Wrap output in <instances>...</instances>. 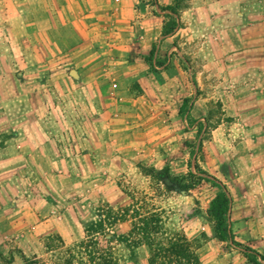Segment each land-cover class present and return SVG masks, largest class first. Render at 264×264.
Returning <instances> with one entry per match:
<instances>
[{"label": "rangeland", "instance_id": "374dc122", "mask_svg": "<svg viewBox=\"0 0 264 264\" xmlns=\"http://www.w3.org/2000/svg\"><path fill=\"white\" fill-rule=\"evenodd\" d=\"M135 1L132 13L115 19L110 35L114 43L132 37L141 42L144 31L156 37L157 27L175 18L178 24L170 34L190 25L193 29L196 24L207 43H189L185 35V39L180 37L181 44L176 37L160 53L162 40L155 63L159 66L168 62L167 67L179 66L181 70L220 67L218 61L211 62L219 52L216 48L221 47L219 24L225 16L220 17V12L227 10L220 0H181L188 6H180L178 14L163 10L167 5L162 2L166 0ZM7 2L13 0L4 4L0 0L5 37L10 38L14 31L24 36L27 29L22 28V34L15 29L13 12L3 14L1 9ZM259 4L264 7V0H246V18L256 13ZM27 13L22 11L21 18H26ZM202 26L214 27L204 32ZM23 43L24 40L21 46ZM4 47L10 51L12 45L6 42ZM20 66H16L14 77L0 76V177L10 180L5 181L4 195L0 193L4 199V204L0 203V264H27L26 259L34 264H251L248 255L261 259L259 238L248 235L244 241L243 236H238L233 211L228 212L230 233L225 240L218 237L209 212L219 191L230 194L228 185L233 181L227 185L224 175L230 172V179H235L230 168L238 162L239 147L252 146L249 135H234L239 127L237 118L244 109L224 110L218 94L209 101L203 135H188L189 128L181 119L174 123L169 117L164 125L165 134L169 135H53L57 140L50 147L46 146L48 140L43 133V107L50 98V90L45 89L55 80L48 76L51 70L41 76L37 72L36 76L26 74ZM154 70L160 72L162 68ZM70 73L73 79L79 78L76 69H70ZM210 78L209 84L218 81V77ZM11 79L16 81L14 87L9 85ZM182 79L186 81L185 76ZM138 86L141 88L139 83ZM164 95L173 99L167 91ZM56 97L61 99L58 90ZM179 97L182 99L183 94ZM188 110L191 107L178 115L190 119ZM29 113L36 120V130L29 123ZM58 113L62 115L60 110ZM245 117L253 124V113ZM221 123L228 126L232 135L213 134ZM27 131L42 135L34 141L38 147H54L58 153L62 144L66 150L63 156L59 153L53 158H59L58 163L48 168L46 163L50 160L38 152L35 171V164L30 166L31 171L28 165H17L18 157L12 150L17 140L13 138L29 135ZM90 143L94 146L83 152ZM67 148L71 152L74 148L70 156H66ZM93 148V156L86 155ZM70 157L71 164H65L63 159ZM190 171L202 179L189 191L180 190L171 177Z\"/></svg>", "mask_w": 264, "mask_h": 264}, {"label": "crops", "instance_id": "0c3cea01", "mask_svg": "<svg viewBox=\"0 0 264 264\" xmlns=\"http://www.w3.org/2000/svg\"><path fill=\"white\" fill-rule=\"evenodd\" d=\"M220 1L227 10L220 12V17L225 16L219 24L221 47L216 48L219 52L211 60L214 64L218 61L220 67L204 65L202 70L196 67H192L193 70L191 67L181 70L174 65L167 67L168 62L159 63V67L155 63L157 48L161 46L162 40L160 53L176 37L181 44L180 37L185 39V35L189 43L195 40L207 43L202 38L204 34L198 32L200 30L196 24L193 29L190 25L180 28L175 34L164 35L162 22L157 27L156 37H150L149 31H144L145 36L141 42L135 37L117 43L112 41L110 35L114 30L115 19L132 13L135 0L7 2L1 9L3 14L12 11L15 29L20 33L22 28L27 30L24 36L14 31L13 36L5 37V18L0 19V76L14 77L16 66L22 64L24 67L20 68H24L25 73L30 75L37 76L38 72L41 76L42 73H49L47 69L51 70L48 76L55 81L45 89L51 93L48 91L50 98L44 102L43 107V133L48 140L46 146L50 147L54 146L52 143L56 139L52 138L53 135H169L164 131L169 117L174 123H179L181 119L189 128L186 132L188 135H203L209 101L218 94L224 110L226 108L230 112L229 108L244 109L237 118L236 125L239 127L234 130V135H249L247 138L252 146L244 144L243 149L239 147L241 151L236 155L238 162L230 168L236 175L235 179H230V172L223 177L228 180L227 185L233 181L228 185L229 211H233L234 228L238 236H243L244 241L248 235L259 238V250L264 255V12L261 13L264 7L259 4L256 13L246 18V0ZM5 2L3 0L2 4ZM173 2L166 0L162 4ZM22 11L28 12L24 19L21 18ZM211 27L214 26L200 28L206 32ZM22 40L24 43L21 46ZM6 42L12 45L10 51L4 47ZM152 52V60H149ZM60 62H63L62 66ZM155 67L162 68V71H155ZM70 69L78 71V79L72 78ZM182 76H185L186 81ZM210 77H218V81L209 84ZM9 85L14 87L15 79H11ZM55 88L61 99L56 97ZM164 91L171 94L173 99L166 98ZM198 91L203 93L197 96ZM181 94L182 99L179 97ZM190 107L191 110L186 111L191 113L190 119L186 115L179 116L185 108ZM59 110L62 115H59ZM247 113H253V124L247 121ZM28 119H31L29 123L36 130V120L32 119L31 113ZM241 125L245 127L241 128ZM228 131V126L224 127L221 123L213 134L232 135ZM27 133L29 135H14L13 138L17 140L12 148L18 157L17 165H28L30 169L35 164L32 167V171H35L38 152L50 160L46 163L48 168L58 163L59 158H53L66 151L62 149V144H59L60 152L57 153L54 147L50 150V147L46 149V146L38 147L34 143L42 135H30V131ZM93 146L90 143L82 150L85 152L86 148L90 150ZM67 150L66 156H70L74 148L72 152ZM94 151L95 148L86 152V155L93 156ZM63 160L65 164H71L72 158ZM5 181L10 180L0 177V193L3 195L7 189ZM0 203L4 204L2 197Z\"/></svg>", "mask_w": 264, "mask_h": 264}, {"label": "trees", "instance_id": "16d2710c", "mask_svg": "<svg viewBox=\"0 0 264 264\" xmlns=\"http://www.w3.org/2000/svg\"><path fill=\"white\" fill-rule=\"evenodd\" d=\"M180 6L187 7L188 5H184V3H181V0H175V3L172 5H167L163 7V10H169L170 12L174 14H178L179 10L181 9ZM177 20L175 18H172L168 22L164 24L163 32L164 34H170L172 33L176 26H177ZM153 52L151 53V56L148 57L149 60H152ZM183 109L181 108V111ZM194 178L197 179V181H194ZM202 179L200 176H196L195 173L190 171L186 175L177 176V177H171V180L174 184H176L180 190L183 191H189L190 189L194 188L197 183ZM230 209V199L226 191L221 190L219 191L216 196L211 201L210 205V215L213 218L215 222V229L217 232V235L220 239L225 240L228 238V235L230 233L228 229V223H227V216ZM260 255V254H259ZM261 259L257 255H248V258L250 260L251 264H264V255H260ZM27 264H34L30 261V259H26Z\"/></svg>", "mask_w": 264, "mask_h": 264}]
</instances>
